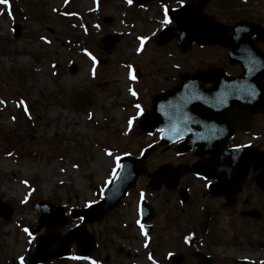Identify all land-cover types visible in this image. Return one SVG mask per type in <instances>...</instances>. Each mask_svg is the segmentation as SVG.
<instances>
[{
  "label": "rangeland",
  "instance_id": "374dc122",
  "mask_svg": "<svg viewBox=\"0 0 264 264\" xmlns=\"http://www.w3.org/2000/svg\"><path fill=\"white\" fill-rule=\"evenodd\" d=\"M126 2L9 0L7 6L0 4V199L14 209L9 223L0 218L2 264H21V258L32 254L37 237L45 233L42 230L33 237L25 232L37 221L34 204L49 200L67 211L86 209L99 201L98 194L113 176L116 157L139 156L142 146L156 141L127 133L126 120L136 116L137 110L118 107L128 98L125 87L132 84L130 71L122 64L139 62L147 71L140 68L137 75L142 73L146 79L150 67L162 60L152 44L137 56L133 43L138 35L146 41L151 31L160 29L162 16L159 8L134 11ZM104 17L113 18V24L105 25ZM131 21L137 22V29ZM15 24L22 28L18 39ZM118 32L124 35L119 46L104 53L101 39ZM100 58L102 62H97ZM71 64L78 66L75 75L68 72ZM164 66H173L172 59ZM185 66L192 64L185 61ZM79 90L92 93L89 108H71L69 95ZM167 156L147 157L148 170L164 165ZM148 182L147 177L141 178L131 197L101 221L78 222L98 239L89 258L49 264H150L151 253L164 264L177 237L173 231L167 233L165 216L173 215L164 205L175 198L164 189L148 190ZM140 190L144 194L138 198ZM142 200L155 212L148 236L138 221ZM72 225L70 220L58 232L64 235Z\"/></svg>",
  "mask_w": 264,
  "mask_h": 264
},
{
  "label": "flooded vegetation",
  "instance_id": "af4514ba",
  "mask_svg": "<svg viewBox=\"0 0 264 264\" xmlns=\"http://www.w3.org/2000/svg\"><path fill=\"white\" fill-rule=\"evenodd\" d=\"M159 4L170 11L188 7L193 16L220 23L225 27L220 40L232 41L241 29V37L249 49L243 53L247 58L246 68L257 67L259 62L256 59L264 58V0H157L145 8L153 9ZM173 25L169 23L165 27ZM240 26L242 28L238 29ZM156 36L157 33L150 42L162 60L159 58L157 67H150L148 77L143 80L145 112L151 108L153 97L171 90L183 74H194L197 70L213 67L221 68L230 77H238L247 71L244 65L231 61L228 48L210 47L209 57H203L202 48L196 44L189 52H184L177 47L176 40L166 47L158 46ZM169 59H172L173 66L165 67ZM185 61L191 62L192 66L186 68ZM258 71L257 68L255 78ZM261 76L262 81L252 84V90L246 93L252 98L243 100V103L248 100L261 103V109L236 112L242 124L234 128L231 141L219 157H203L196 152L179 156L175 149H167L169 161L166 166L171 169L198 168L197 173L185 171L176 186H163L164 191L175 198L173 204L177 202L178 205V208L172 207L173 204L167 205L173 217L165 216L167 233L176 229L179 236L178 264H201L204 256L211 264H264V173L255 158V155L264 156L263 71ZM140 77L142 80L141 74ZM204 88L211 89L212 85L207 84ZM152 137L160 138L161 133L155 131ZM238 148L252 152V157L250 153L245 155L244 159L249 163L247 167L242 165V172L228 166L222 159L225 152ZM183 197L189 198L185 206L180 202Z\"/></svg>",
  "mask_w": 264,
  "mask_h": 264
},
{
  "label": "water",
  "instance_id": "95a60500",
  "mask_svg": "<svg viewBox=\"0 0 264 264\" xmlns=\"http://www.w3.org/2000/svg\"><path fill=\"white\" fill-rule=\"evenodd\" d=\"M104 1H108V0H104ZM146 1H148V0H135V2L138 4L146 2ZM181 12H178L174 15V17H176L178 15V17L176 18L178 27H180V25L182 26V23H181L182 21L180 18ZM201 26H202L203 31H204V29L206 30L205 24H202ZM218 29H219V27H218ZM190 32H191V34H195V32L192 31V27H191ZM206 33L210 34V32H208L207 30H206ZM206 33L202 34L201 36H197V37L195 35H192L194 39L189 38L190 40L187 42V45L188 44L190 45L193 42V40L198 41V42L201 41V43H215L212 41H204L203 40V37L206 35ZM19 35H20V29H18V32H17V36H19ZM104 43L106 44V50H110V47H111V45H113V43H115V40H113L112 38H106L104 40ZM220 43L227 45V42H220ZM230 44L231 43L229 42V45ZM232 44H234L236 46L235 49H237V50L243 49V47L245 45L244 43H241V42H235V43L233 42ZM238 53H239V51L235 52V56H237ZM239 62H241V61H239ZM75 71H76V69L74 68L73 72H75ZM215 75H217L216 72L200 73L196 77H193V78H191L189 76L182 78L180 83H181V86H185V85H190V84H198V83L208 82L211 79H213L214 81L216 79L217 84H223V83L227 82L224 77H222L220 75H217V77H215ZM181 86L179 88L175 89L170 94H166V95L157 97L155 99V104H154V108H153L152 113L145 117L143 123L149 124V127L150 126L151 127H153V126L159 127L160 125H162V123L164 121V118L162 116L168 115L171 111H174V112L170 113L171 116H169V118L175 117L174 120H176V118L183 116V114H181L177 111V109L179 107V105H177V102H176V104H172V103L169 104V102L170 101L172 102L173 100H176L179 102L180 97H181V92L183 89ZM186 88H187L186 90H188V91L193 89V87H191V88L186 87ZM84 96H85L84 94H82V95L77 94L76 97L73 99L74 100L84 99ZM195 98H198V97H195L194 94H192L190 97H185L184 104L182 105V106L188 108V110L190 109L192 111L191 112L192 114L194 113V110H196L197 107H199V105H201V103L199 104L198 102L195 101L196 100ZM84 101H86V100H84ZM76 104H77V102L73 103V107H78V105H76ZM86 104L87 103H84V105H86ZM170 121H172V120H170ZM177 140H178V138H163L161 144L154 146L153 148L149 149L147 151L146 155L150 154L151 152L155 151L156 149H158L160 147L166 146V145L173 143ZM195 145H198V144H195L194 139L192 138L191 141L189 142L188 147L192 148ZM135 162H136V160L131 159L129 157L122 159L121 160L122 167L119 169V171H118L113 183L109 187V189L105 192L106 201L92 206L87 211H74V212H72V217L73 218L83 217L86 222L92 223V222H95L97 220H100L104 213H107L113 207H116L118 205L119 201L121 200V198L127 194L128 190L136 182L138 175L142 171V166L141 165L138 167L135 166ZM162 176L163 175H162L161 171L158 172L155 175L156 181H160ZM0 211H1L2 215L7 220L10 218V216L12 214V211L8 208L3 209V211H2V209H0ZM144 211H145V214L147 215L146 220H149L152 217L151 210L146 206L144 208ZM36 212L39 215V222L36 226L35 233L40 231L43 227H46L48 235L38 239L36 251L32 256H30L26 260V264H45V263H47L53 259H60L63 257H67L70 255L69 247L74 242L77 243L78 255H81V256L89 255L90 251L94 247V243H93V241H91V237L89 236V234L86 231L79 230V229L72 230L65 238H62L59 235H55L53 233L54 229L56 227L61 228V227H64V225H66L68 223V220L65 217V210L63 208H55V207L51 206L50 203L44 202V203H40L37 205ZM56 243H58L57 248L52 250V247Z\"/></svg>",
  "mask_w": 264,
  "mask_h": 264
},
{
  "label": "snow or ice",
  "instance_id": "6c2138e0",
  "mask_svg": "<svg viewBox=\"0 0 264 264\" xmlns=\"http://www.w3.org/2000/svg\"><path fill=\"white\" fill-rule=\"evenodd\" d=\"M131 2V0H129V3ZM0 4H3V5H8L9 4V0H0ZM163 23L164 24H169V23H171V20L168 18V16H167V9H165V19L163 20ZM143 43H144V41H143V39L141 40V45H143ZM135 77L133 76V79H134ZM132 95L133 96H136L137 94H136V92L135 91H133L132 92ZM0 103H2V101H0ZM135 108L136 109H138V110H140V112H141V114H142V109H141V106L139 105V104H136L135 105ZM136 119V117L135 116H133L132 117V119H130L129 121H128V125H129V128L132 126V124H133V122H134V120ZM109 155H111V153H108ZM122 167V165H120L119 164V161L117 160V168H121ZM113 175H115V172H113ZM90 206V205H89ZM28 231V229H25V232H27ZM21 264H23V258H21Z\"/></svg>",
  "mask_w": 264,
  "mask_h": 264
},
{
  "label": "bare ground",
  "instance_id": "6f19581e",
  "mask_svg": "<svg viewBox=\"0 0 264 264\" xmlns=\"http://www.w3.org/2000/svg\"><path fill=\"white\" fill-rule=\"evenodd\" d=\"M18 189H19V188H18ZM19 192H20V193H23V190L19 189ZM72 224H73V222H72Z\"/></svg>",
  "mask_w": 264,
  "mask_h": 264
}]
</instances>
